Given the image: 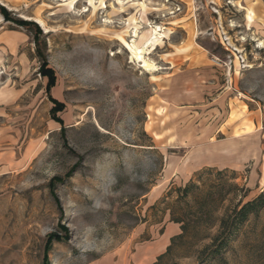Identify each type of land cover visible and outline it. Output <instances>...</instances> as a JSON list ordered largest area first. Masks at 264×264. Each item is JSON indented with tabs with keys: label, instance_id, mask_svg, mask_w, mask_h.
<instances>
[{
	"label": "rangeland",
	"instance_id": "374dc122",
	"mask_svg": "<svg viewBox=\"0 0 264 264\" xmlns=\"http://www.w3.org/2000/svg\"><path fill=\"white\" fill-rule=\"evenodd\" d=\"M262 192L264 0H0V264H264V209L212 246Z\"/></svg>",
	"mask_w": 264,
	"mask_h": 264
},
{
	"label": "trees",
	"instance_id": "16d2710c",
	"mask_svg": "<svg viewBox=\"0 0 264 264\" xmlns=\"http://www.w3.org/2000/svg\"><path fill=\"white\" fill-rule=\"evenodd\" d=\"M2 10V9H1ZM4 11V10H3ZM4 17L6 19V12L4 11ZM23 25H28L27 22H20ZM34 25V24H33ZM42 33L40 30L37 28L36 35L34 34V42L36 44V56L40 61V72L42 77H48L50 80V84H53V74L51 70H48L46 68V62L43 58V53L42 50L38 48V41L39 38L41 37ZM211 169V168H207ZM223 171L225 172H230L235 174L233 170H228L224 169ZM234 180L237 179V177L233 178ZM195 184L193 182L186 184L184 187H177L176 192L180 197H187L188 193L190 191V188L195 187ZM237 187V186H235ZM243 196H246L248 193V189L242 188ZM264 209V192L259 194L255 199L248 201V202H243L239 201L234 207L231 209L230 214H225L220 220H219V231L217 235L213 238L212 241V246L218 243L219 247H224L229 238L232 236L234 233L235 229H238L244 225V223L247 221L248 217L251 214L257 215L261 210ZM174 223H181L179 220H175ZM180 229L181 233L183 234L184 226L183 224H180ZM50 236V235H49ZM48 236V238H49ZM51 239V237H50ZM174 238L171 239L170 243H172ZM48 242L50 240L46 239L45 247L44 250L47 248ZM170 246L167 247V250L169 249ZM45 255V253H44ZM160 258V257H158Z\"/></svg>",
	"mask_w": 264,
	"mask_h": 264
},
{
	"label": "crops",
	"instance_id": "0c3cea01",
	"mask_svg": "<svg viewBox=\"0 0 264 264\" xmlns=\"http://www.w3.org/2000/svg\"><path fill=\"white\" fill-rule=\"evenodd\" d=\"M254 129L256 130L255 125ZM244 138H251V146L249 148H243L244 146H242L241 143L246 140ZM253 138H255V134H244L235 135L228 140L223 139L220 142L215 141L214 143H202L201 145H199L198 149H204L205 151H209L210 153L203 154V158H201L200 161L206 164H202V166L209 165L210 162H213L211 165H214L215 167L220 166L221 168L232 170L240 169V167L244 163L242 162V160L247 159V157H250L252 153H255L257 151V141Z\"/></svg>",
	"mask_w": 264,
	"mask_h": 264
},
{
	"label": "bare ground",
	"instance_id": "6f19581e",
	"mask_svg": "<svg viewBox=\"0 0 264 264\" xmlns=\"http://www.w3.org/2000/svg\"><path fill=\"white\" fill-rule=\"evenodd\" d=\"M38 23H39V25L41 26V27H43V23L42 22H39L38 21ZM156 35V34H155ZM134 36H136V34H134ZM153 40V39H152ZM149 42H150V40H147L146 42H145V45H144V47H142V48H136V47H134V50H135V52H134V54H133V56L131 57L132 59H134L137 63H139V68H141L142 70H144V71H154L155 70V68L153 67V65H151V64H149L146 60H144V58L142 57V53H143V51L145 50V47L147 46V45H149Z\"/></svg>",
	"mask_w": 264,
	"mask_h": 264
}]
</instances>
